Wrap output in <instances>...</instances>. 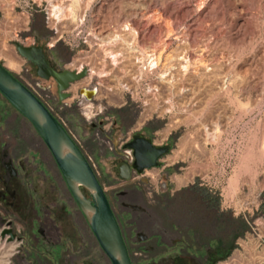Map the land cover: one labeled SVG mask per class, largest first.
<instances>
[{"label":"rangeland","instance_id":"374dc122","mask_svg":"<svg viewBox=\"0 0 264 264\" xmlns=\"http://www.w3.org/2000/svg\"><path fill=\"white\" fill-rule=\"evenodd\" d=\"M51 5L58 6L55 16ZM87 6L0 0V62L7 67L10 56L20 63L17 71L7 68L52 108L95 171L105 174L104 188L117 178V147L128 136L139 132L168 144L160 165L144 176L166 180L179 209L187 199L195 204L180 195L184 186L213 191L214 235L228 244L214 250L218 264H264V0H89ZM16 45H40L53 68L85 75L58 100L54 81L38 78ZM81 89L95 92L86 98ZM82 97L92 104L88 116ZM0 138L22 156H41L58 178L31 124L1 95ZM44 192L52 198L45 183L37 195ZM27 199L17 187L15 207L0 206V231L10 220L20 237H0V248L16 244L0 264H77L35 235ZM93 244L86 242L79 262L110 264Z\"/></svg>","mask_w":264,"mask_h":264},{"label":"flooded vegetation","instance_id":"af4514ba","mask_svg":"<svg viewBox=\"0 0 264 264\" xmlns=\"http://www.w3.org/2000/svg\"><path fill=\"white\" fill-rule=\"evenodd\" d=\"M32 68L34 69L33 66ZM133 134L126 142L132 139ZM141 135L155 146L168 145L154 144L150 138ZM130 150L132 159L129 163L117 151L118 156L121 157L119 162L125 161L129 165L132 164L134 158L132 149ZM48 154L56 168L58 178L45 167L41 156L36 154H31L30 157L22 156L19 148L6 144V141L0 138V206L4 205L6 208L13 209L17 187L22 188L28 198L27 205L33 213L34 219L31 224L35 235L50 247L53 246V239H55L57 244L54 246L60 247L57 231L53 225L55 218L51 216L49 202L56 203L63 210L66 207L65 197L70 195L49 151ZM47 163L49 164V161ZM145 170L147 169L140 174L131 170L130 178L127 180L118 175L114 180L110 177L107 180L109 181L107 188H104V181L99 179L100 173L103 174V172L95 174L117 221L130 263L218 264L220 254L214 250L225 249L228 244L214 235L213 212L218 207L215 205L217 204L215 193L202 187L201 184L192 182L190 186H184L180 195L193 196L195 204L187 199L183 209H179L174 202V194L170 191L172 186H168L166 180L159 182L158 175L155 187H149L148 177L144 176ZM39 173L42 183H45L48 191L54 194L55 198L49 202L43 198L46 195L45 192L40 197L37 195V181L33 182L31 175L34 174L36 179ZM0 219L3 220V218Z\"/></svg>","mask_w":264,"mask_h":264},{"label":"water","instance_id":"95a60500","mask_svg":"<svg viewBox=\"0 0 264 264\" xmlns=\"http://www.w3.org/2000/svg\"><path fill=\"white\" fill-rule=\"evenodd\" d=\"M17 53L31 66L41 79H52L58 100L68 96V85L85 75L69 70H54L48 63L40 45H16ZM95 89H81L80 95L91 98ZM0 95L33 127L48 149L71 199L83 216L97 245L110 264H131L117 221L91 166L84 154L65 128L47 110L42 102L0 62ZM132 149L133 162L121 161L116 165L118 177L127 180L131 170L140 174L144 169L157 167L158 159L167 154L170 146H155L141 134H133L123 145ZM0 237L7 235L8 241H18L19 236L5 221Z\"/></svg>","mask_w":264,"mask_h":264},{"label":"crops","instance_id":"0c3cea01","mask_svg":"<svg viewBox=\"0 0 264 264\" xmlns=\"http://www.w3.org/2000/svg\"><path fill=\"white\" fill-rule=\"evenodd\" d=\"M109 169H111V165L109 166ZM41 179L42 177L38 176L36 180L37 193L38 190L40 191L43 188L44 183H42ZM54 198L53 194L52 198L48 199V202ZM65 200L66 207L63 210H61L56 203L49 202L50 209L52 210L51 216L55 218L53 221L54 229L57 231L58 242L60 243V247L54 246L57 244V240L53 239L51 251L55 252L59 250L60 252H64L67 254V258L77 264H81L79 262V256L85 251L86 242L88 241L89 244L91 243L93 249H95L93 243L96 245L97 243L72 199L67 196L65 197ZM41 211L44 212V210ZM97 248L101 251L98 245ZM84 263H86L85 260Z\"/></svg>","mask_w":264,"mask_h":264},{"label":"bare ground","instance_id":"6f19581e","mask_svg":"<svg viewBox=\"0 0 264 264\" xmlns=\"http://www.w3.org/2000/svg\"><path fill=\"white\" fill-rule=\"evenodd\" d=\"M52 1V0H51ZM81 1V4L83 5V7L84 8H86V7H88L87 5H88V1L89 0H80ZM51 3V2H50ZM54 4V3H53ZM56 9L58 10V6L56 5H51V9H50V11H51V15L52 16H55V14L58 12V11H56ZM61 9V8H60ZM60 9H59V11H60ZM57 15V14H56ZM55 18V17H54ZM99 32H98V34L99 33H102V31H103V29H104V26L102 25V24H100L99 25ZM117 36V35H116ZM112 37V36H111ZM110 37V38H111ZM118 37V36H117ZM114 39V37H112V40ZM103 38H101L100 39V42H103ZM103 51L105 52V54L107 55V58H111L112 57V59H113V56H114V53H113V51H108V49H103ZM157 59V58H156ZM159 61V60H158ZM153 62V61H152ZM156 62V61H155ZM154 62V63H155ZM4 66V65H3ZM7 67L10 69V70H14V71H17V70H19V68H20V63L17 61V60H15V59H12L10 56H8V62H7ZM6 67V68H7ZM82 67V66H81ZM7 68V69H8ZM8 69V70H9ZM9 70V71H10ZM81 70H77V72H80ZM83 99H84V101L82 102L83 103V111L85 112V114L88 116L89 114H90V112L92 111L91 109H92V104L88 101V100H86L84 97H82ZM16 247V244L15 243H13V244H10L9 246H5V248H0V254L2 255V256H0V263H5V261H6V259H5V257L6 256H8V255H10V254H12V252L14 251V248ZM2 259V260H1ZM261 260L262 259H260V260H258L256 263H254V264H260V262H261Z\"/></svg>","mask_w":264,"mask_h":264},{"label":"built area","instance_id":"2783aa9c","mask_svg":"<svg viewBox=\"0 0 264 264\" xmlns=\"http://www.w3.org/2000/svg\"><path fill=\"white\" fill-rule=\"evenodd\" d=\"M75 72L77 71V70H74ZM22 82V81H21ZM23 83V82H22ZM24 84V83H23ZM41 102H42V104L47 108V110L55 117V115L53 114V111H52V108L50 107V106H48L44 101H42V99H40V97L33 91V90H31L26 84H24ZM56 119H57V121L63 126V123L61 122V121H59V119L57 118V117H55ZM64 127V126H63ZM65 128V127H64ZM66 130V129H65ZM69 134V133H68ZM131 136V135H130ZM130 136H128L124 141H122V142H120L119 144H118V151L120 152V154H121V156L125 159V160H127V162L129 163L130 161H131V154H130V152H131V150L129 149V148H124L123 147V145H124V143L129 139V137ZM73 139V138H72ZM83 153V152H82ZM84 154V153H83ZM84 156H85V158L87 159V161H88V163H89V165L91 166V168H92V170H93V172H94V174H97V171H95V167H94V164L92 163V161H91V159L87 156V155H85L84 154ZM156 183L157 182H155V183H153V181H152V179L150 178V177H148V186L150 187H155V185H156Z\"/></svg>","mask_w":264,"mask_h":264}]
</instances>
